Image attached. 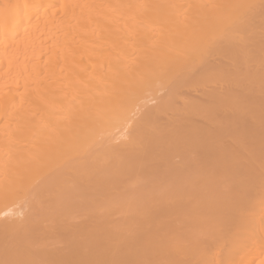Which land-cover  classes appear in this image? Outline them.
Segmentation results:
<instances>
[{"label":"bare ground","instance_id":"bare-ground-1","mask_svg":"<svg viewBox=\"0 0 264 264\" xmlns=\"http://www.w3.org/2000/svg\"><path fill=\"white\" fill-rule=\"evenodd\" d=\"M0 264H264V0H0Z\"/></svg>","mask_w":264,"mask_h":264}]
</instances>
